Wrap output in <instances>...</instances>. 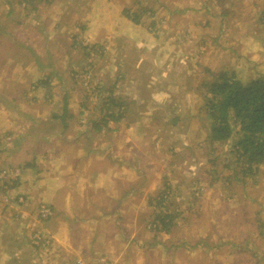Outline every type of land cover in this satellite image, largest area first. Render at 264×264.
<instances>
[{
    "label": "rangeland",
    "instance_id": "rangeland-1",
    "mask_svg": "<svg viewBox=\"0 0 264 264\" xmlns=\"http://www.w3.org/2000/svg\"><path fill=\"white\" fill-rule=\"evenodd\" d=\"M127 11L147 34L138 30L130 40L127 32L119 33ZM30 41L40 56L24 67L11 53L30 51ZM0 46L8 50L9 62L0 65V77L4 82L9 77L6 87L13 91L19 81L25 86L9 104L33 115L25 127L11 129L17 142L10 141L8 152L0 154V216L14 224L15 242L30 235L27 249L20 245L18 250L26 253L25 260L130 264L119 260L174 251L184 255L173 258L180 264H264V166L251 174L242 170L238 137L209 148L201 87L223 72L243 83L264 78V0H0ZM119 48L134 53L136 64L147 63L146 72L135 67L134 84L116 81L123 75ZM48 51L57 57L58 85L49 82L54 63ZM35 78L41 85L30 93ZM189 87L195 95L183 98ZM114 95H123L125 105L119 106ZM108 120L117 122L116 132H106L103 144L89 135L85 141L86 123L104 128ZM134 122L148 125L133 132L146 153L150 139H162L170 156L181 136L195 145L181 147L176 163L166 164L175 178L159 173L160 185L153 186L158 195L152 190L154 197L143 192L124 202L132 175L116 170L105 140L112 142ZM162 194L165 200L158 205ZM57 205L60 212L67 208L56 231L57 236L63 228L67 239L60 244L48 229L57 226L58 221L50 222ZM46 209L50 215L43 218ZM165 216H171L165 219L167 232L160 225ZM11 262L0 258V264Z\"/></svg>",
    "mask_w": 264,
    "mask_h": 264
},
{
    "label": "crops",
    "instance_id": "crops-1",
    "mask_svg": "<svg viewBox=\"0 0 264 264\" xmlns=\"http://www.w3.org/2000/svg\"><path fill=\"white\" fill-rule=\"evenodd\" d=\"M6 1L9 2L12 0H6ZM9 6L12 7V5H9ZM127 12L128 13L126 16H121L122 19L120 18L122 20V25L119 27V33L125 35L124 32H127L126 38H128L130 40L135 39L134 36L136 35L138 30L143 31L145 34H147L148 28L146 26H144L143 29L138 28L137 27L138 25H136L135 22H133L130 18V16L131 17H134V16H132L129 11H127ZM124 14H126L125 11H124ZM150 25L153 27L154 25H156V23L151 21ZM33 36H34V41H36V43H38L40 38L37 37V34H34V33H33ZM130 46H131V44H130ZM20 47H22V46H20ZM27 48L30 49V51L33 54H31L30 51H28L26 49L17 50L16 51L17 55H16V52L11 53V56L13 55L12 57H13L14 61L22 60L21 65L23 64L24 67L29 66V63H31V59L33 57H36V56L39 57L40 56V52L38 53V51H36V53H34L36 46L32 45V41H30V43L27 45ZM132 49L133 48L131 47V50ZM118 51H119V53H121L120 57L123 60V62H118V65H120L119 68L122 69V71H120V72H123V75L117 74L118 77L116 78V81L120 82V83H128V85H129V83L130 84L136 83L135 79L133 78V76H134L133 71H134V69H136L135 68L136 66L140 65V64H136V61H134V58L136 59V56L134 55V53H130V52L126 53L125 50H121V48H119ZM19 52H21L22 55ZM7 55H8V50L0 46V65L5 66V63L9 62L7 59ZM47 55L50 59L53 60V63H54V66L50 65V67L52 69L50 70V73H49V76L51 77L49 79V82H51L54 80V78L56 77V74L58 72V69L56 68L57 67V63H56L57 61H54V59H53V58H56V60H57V57H55V54L52 53L51 51H48ZM192 59H194V58H192ZM35 60H37V58ZM23 61H26L27 63H23ZM33 62L35 64V61H33ZM185 62H186V64L188 62V64L190 65L191 63H193L195 61L186 60ZM196 63H197V61H196ZM31 64H33V63H31ZM181 64L184 65V63H181ZM192 65L194 66V64H192ZM39 68H40V64L37 67V69H39ZM146 68H147V63H146V61L143 60L142 64L140 65V70L143 69V71L146 72ZM139 74L145 75V73H143L142 71ZM8 78H6L5 79L6 82H4V80L0 77V84H1L0 85V154L1 155L3 153L8 152L7 146H8L10 141L17 142V140L14 141L10 138L11 136H14V134H15L14 133L15 129L12 132H11V129L17 128L18 126L20 128L23 125H24L23 127H25V125H28L29 122L32 121L30 119L33 118V115L31 113H29V115L26 116L25 113L22 112L23 107H18V106L13 107L12 105L9 104V98L10 97H16L17 93L20 91L19 87L25 88V86H23L20 83V81L17 80V81H19L17 83L20 84L21 86L18 85L16 87V89L11 91L8 87H6V83L8 81L7 80ZM150 78H153V77H150ZM53 82H55L56 85L59 84L58 81L54 80ZM4 83H5V87L3 86ZM32 83H33V85H32L33 91L30 88L29 89L30 93L36 92L37 87H40V85H41L40 80L36 79V78H35V81ZM44 83L48 84V82H44ZM147 87L150 88V86H147ZM54 89H56V86L52 87V90H51L52 97H54L53 96V94L55 93ZM17 90H19V91L16 92ZM183 90H184L182 92L183 98H193V95H195V91L193 90L192 87H189V89H187V91L185 88ZM14 93H16V94L13 95ZM64 93L67 94L68 92L67 93L64 92ZM118 93H119V91H118ZM192 93H193V95H191ZM114 94H116V93H114ZM19 95H21V94H19ZM124 96H126V95H124ZM114 97L119 98L118 100L120 102H122V105H119V106L125 105L126 102L122 99L123 95H122V97L119 95L118 96L114 95ZM186 106H188V105H186ZM16 113H19L21 115V117L19 118V115H17ZM27 119L29 120L28 122H26ZM24 122H26V123H24ZM116 123L117 122H112L111 120H108L104 123V125H105L104 128H102L103 125H98L95 122L94 123L92 122L91 125L86 123L87 124L86 127L84 126L85 132L87 133V135L85 133V141H87L89 139L87 137L89 135V137L94 139V141H98V142H101L100 144H103L104 143V135L106 134V132H110V131L116 132V130L113 127V126H115ZM174 124L178 126V119H177V121H174ZM63 126L65 128H69L68 126H70V124L64 123ZM146 128H148V125H142V123L134 122V124L130 125L129 130L123 129V130L118 131L119 136L117 138H115L114 140H112V142H110L109 140H105V142H107V148H108L107 150L112 155V161H114V163H116V170H118V171L124 170L123 172L127 171V173H130L129 175H132L131 181L129 184V189H126V192H125V195L127 194V196L125 198H123L124 202L129 201L128 199H130V200L133 199L137 194L141 195L143 192L145 195L146 194H152V197H154L152 190L154 191L155 196L158 195L160 190L153 189V186H154V183H157V182H158L157 186L160 185V183H159L160 181H158L159 175L161 174L162 177L168 178V180H172L171 177L175 178L174 168L172 169L170 167H167L166 164L172 165V162L176 163V159H179L180 155L182 154V153L176 154L178 152H181V147L189 146V147L193 148L195 145V143L192 140H191V142L189 141L190 139L187 136H181L180 139L175 141V143L176 142H178V143H176L177 145H173L172 151L170 152L172 156H170V154L168 152L169 148H166V153H165L164 148L166 146V143H163L162 139H160L158 141H156L155 139H152V140L150 139V140H148V143H147L150 146V148L148 149V151L146 153V152H144V144L143 143L141 145L136 144L134 141V138H133V132L134 131H136V130H142L143 131ZM122 131H125V134H123ZM16 136L20 137L19 134H17ZM185 137H186V139H185ZM3 147H4V149H3L4 151H2ZM209 148L211 149V143L209 144ZM151 150H153V152H150ZM170 150H171V148H170ZM195 150H196V146H195ZM139 154H145V155L143 157H140V156H138ZM115 157H118V158L116 160H114L113 158H115ZM194 157L195 156H193L192 161H195ZM56 162H57V160H56ZM29 166H31V165H28V167ZM175 168L177 170V167H175ZM97 174H99L98 176H101V172H96V173L94 172V175H97ZM124 179H126V180H124ZM127 180H128V176L124 175L123 181H127ZM167 182H169V183H167V186H169L171 182L170 181H167ZM157 186H156V188H157ZM64 190L61 193H64ZM164 194H162V196L160 197L159 200L162 199ZM56 199L58 200V198H56ZM57 200L55 201V203L62 205L63 201H60V203H58ZM62 207L64 209H62L63 211L60 212L61 209L59 208V205H57L56 209H55L56 214H54L55 217L50 219L51 223H56L58 221L56 228L51 226V225H49V228H48L49 231L51 232V234H53L55 236H56L57 228L60 226V220L62 219L63 216H65V212L67 209L65 206H62ZM166 217L170 218L171 216L161 217V220L162 219L165 220ZM2 219H3V216H0V247H1L2 253L4 255H0V258H4V259L7 258L8 260H12L11 264H34V262H32V260L30 258H29V260H25L27 258L26 253L21 254L18 251L20 249V245L23 246L24 248L29 246L30 235L27 236L28 238L22 237L23 238L22 243H20L18 241L15 242L16 236L13 232L14 231V224L12 222H6L5 223ZM168 226H170V223L168 224ZM168 226L166 228H164V227H162V228L166 229V232H167L168 228H169ZM155 230H156V228H155ZM59 231L60 232H58V234L56 236V239L59 242L58 244L62 243L63 241L64 242L67 241V239L63 240V237L65 236V233L63 232V228H61ZM72 237H73V234H72ZM10 242H13V243H15V245L19 246L16 251L8 248V245ZM135 242L138 243L137 240ZM163 242H165L164 239H163ZM58 246L60 247V245H58ZM185 252H188L189 254L195 253V251H190V252L185 251ZM250 252H252V251H250ZM182 256H184V255H180L177 252L175 253L174 251H170V252L168 251V254L162 253L161 256H159V258H157L156 255L142 256V257H138L136 255H133L132 262L130 261L131 260L130 257H126V258L121 259L119 261H129L130 264H180L177 260H173V258L174 257L175 258H181ZM63 258L68 260V261L71 260L70 257H66V258L63 257ZM138 259H139V262H137ZM39 263L44 264L43 261H41Z\"/></svg>",
    "mask_w": 264,
    "mask_h": 264
},
{
    "label": "trees",
    "instance_id": "trees-1",
    "mask_svg": "<svg viewBox=\"0 0 264 264\" xmlns=\"http://www.w3.org/2000/svg\"><path fill=\"white\" fill-rule=\"evenodd\" d=\"M130 18L139 22L137 17ZM229 76V73L223 72L217 80L201 85L206 89L209 141L212 147L215 143H225L238 137L235 144L238 162L242 163L245 173L251 174L264 166V78L243 83L235 76ZM111 118L118 120L113 116ZM160 225L164 228L168 226L164 219Z\"/></svg>",
    "mask_w": 264,
    "mask_h": 264
},
{
    "label": "built area",
    "instance_id": "built-area-1",
    "mask_svg": "<svg viewBox=\"0 0 264 264\" xmlns=\"http://www.w3.org/2000/svg\"><path fill=\"white\" fill-rule=\"evenodd\" d=\"M169 193V192H168ZM165 197H166V195H165ZM50 215V211L49 210H45V211H43V213H42V217L43 218H46V217H48Z\"/></svg>",
    "mask_w": 264,
    "mask_h": 264
}]
</instances>
